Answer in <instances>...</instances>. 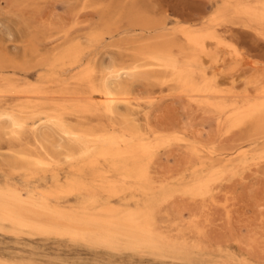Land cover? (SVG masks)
Listing matches in <instances>:
<instances>
[{"label":"bare ground","instance_id":"bare-ground-1","mask_svg":"<svg viewBox=\"0 0 264 264\" xmlns=\"http://www.w3.org/2000/svg\"><path fill=\"white\" fill-rule=\"evenodd\" d=\"M70 1L72 2V0ZM104 1L106 2V0ZM115 1L116 5L113 2L115 6L120 5L118 4V0ZM83 2L79 3L82 4ZM101 2H97L96 4ZM84 4L86 3H83V6ZM131 5L132 6L127 13L122 11L120 8L121 6H117L111 16V12L107 13L106 16H110V20L115 21L110 23L106 22L104 27L96 28L89 34L84 35V39L82 37L81 39H78L77 37V39H72L73 37L71 35H69L70 38L68 36L64 38L62 37V34H59L62 37L61 40L59 38V41L61 42H56L55 45L52 43V47L46 48L42 45V41L45 42L50 39L55 40V38L53 37V34H50L52 35L50 36L49 33H47L49 35L47 36L44 31L40 30L42 32L41 36L40 34L35 35L31 37V39L24 38L25 40H28L27 42L24 39L22 40L23 42H18L19 44L21 43V46L26 44L25 48L24 46L22 47L25 51H23V55H21V60H15L13 55L10 56L8 54L9 51L7 53L3 52V50L0 51V142L15 141L16 145V140L25 141L23 146L17 145L22 148H14L11 150V153L2 156V162L0 161V163H2V168H7L5 171L7 175L6 179L16 173H26L28 176L33 177L37 171L38 173L40 172V168L52 165L55 166L53 168L54 171H57L60 168L57 166L65 161L73 164L71 170L68 172L66 181L61 182L57 180L56 183L58 188L54 190L45 192L29 190L27 191V195H24L20 186L19 188L18 186L9 183H5L4 185L0 184L1 232H8L17 235L26 229L43 235L53 234L60 237H69L86 242L92 247H101L119 252L151 251L158 255L168 253L182 254L187 251L188 246L186 244H180L168 240L164 237L163 233L158 230L160 227H157V211H160L161 207L159 204L163 200H148V195L151 192H154L156 188L153 184L158 183L156 182L152 184L149 181L148 169L145 165L148 162H144L153 148L152 144H150V142L148 143V141L143 138V131L141 132L139 128L140 125L137 126V122H134L133 119H135V116L134 118H130L128 115L130 112L127 115L126 112H123L126 116H122L123 118L120 123H116L117 121L115 119L119 116V110L121 111L118 104H124L125 102L127 104L130 103L131 100V98L127 97L131 95L129 94V89L131 87L128 89L125 79L128 76L139 73L140 71L147 70L148 74L161 73L160 75H156L158 81L159 83L160 81L165 83L168 88L179 87L187 94H193L192 96H195V94L197 96L203 95V97H209V95L213 96L215 92L212 87L215 86L211 85L212 81L200 83L199 80L201 79L199 78L203 79L205 76V71L202 70V64L204 65V68H207L208 70V67H205V64L201 60V55L204 53L208 56L214 57L217 48L214 50L211 49L210 43L216 42L213 46L215 44L218 46L223 41L222 36L218 34L215 26L221 22H230L235 25L237 22L236 19L243 15L248 19H245V22L247 20L249 23L246 24V22L244 28L245 26L247 28L249 27L251 28V31H253L252 29H255L253 26L264 29V0L246 4H243L241 0H226L224 6L219 8L211 19V25L199 27L184 24L175 29H169L166 21L156 19L152 17L150 13L142 11L139 7L135 6V2L134 4L131 3ZM125 15L127 16L126 19H128V22L125 20L128 24H126V26L128 27H125V25L123 27V25L120 26L117 24L116 19L118 18L120 21ZM241 18L243 19L244 17ZM15 27L17 28V26ZM121 27L134 33L132 34L133 36H137L141 33L148 34V42L145 43H138L136 37L134 38L137 40L133 41V36H131L132 42L128 41L130 38L125 41L127 42V46L130 43V49L128 51H130L129 54H131L133 60L129 63H116L114 59H112L111 63L108 61L109 65H106L107 63H104V61L102 63L100 62L101 64H96L92 61L87 62L86 57H89L87 54L90 52H87V48L100 43L107 34L110 35V37H113L114 33L123 29ZM6 28H8V25ZM1 29L2 28H0V31ZM12 29L13 28H11V30ZM8 30H10V27ZM11 32H13V30L9 33ZM257 33L258 32L256 31V34ZM57 34L54 36H59ZM125 35V38L127 39L131 34L127 33ZM259 35L260 34H258V36ZM122 36H124V34ZM6 37H8V35ZM119 37H116V39H118L117 42L119 43L120 41V44L122 45L123 43ZM144 38H146V36ZM110 39L115 40V38H109L107 41L111 42ZM123 39L124 37H122V40ZM9 40L12 41V39ZM117 42H115L116 46L118 45ZM125 42L124 46L119 44L120 54L122 53L121 47L122 49L123 47H126ZM106 43L102 44V46H106ZM113 43L110 45H113ZM19 44L15 43V46L17 45L18 47ZM1 45L2 49L5 50L2 43ZM213 46L211 45V47ZM4 47H6V45ZM103 47L100 46L102 50H105ZM95 49L98 48L95 47ZM95 49L93 47L92 50L96 52ZM117 49L118 48H116V50ZM123 50L127 51V48ZM94 51L91 53L95 54ZM237 52L238 50L234 53ZM106 54L107 53L105 52L104 55ZM121 55L123 56V53ZM103 56H101V58ZM110 59L111 57H109V60ZM203 61L206 63L208 59ZM36 69H38L39 73L38 81H31L30 78V80L24 81V78L20 79L11 76L10 78H6L3 76L6 71H13L14 74L22 73L27 75L32 74L31 71ZM74 71H78V73L73 76L70 75L71 77L69 78L66 77V75H69V73H73ZM261 73L264 74L262 71ZM15 76L17 77V75ZM213 78L214 77H212V79ZM262 80H260V82L259 79L257 80L258 83L256 88L260 86L258 84L261 83ZM132 90L134 91V89ZM247 92L246 94L249 93ZM190 96L191 95H188V97ZM219 96L223 97L224 95ZM230 96L237 97L235 95H225V97L229 98ZM240 96L244 97L243 95H239L238 98H240V100ZM245 96L246 97H244L245 99L242 102L239 101V103H233L234 105L232 104L229 106L226 105V102L225 104H214L218 101L217 99L214 103L208 99L204 104L207 102V105H212L211 107L213 109L211 110H214V107H216L215 110L218 109L217 111L220 110L219 112L229 111L227 118L232 122L230 127L232 125L250 127L254 136L264 138V89L261 90L256 97ZM99 97H101V101L99 100ZM97 99L100 102H98ZM221 100H223V98H221ZM234 100L235 102H238L237 98ZM135 102L137 103V100ZM139 103H137V105ZM204 104L202 102V104L199 105L202 107ZM204 106H206V104ZM127 107L131 109L129 104ZM142 107L144 109V106ZM135 114L137 113L135 112ZM219 114L220 113H218V115ZM104 119H109L110 123H104ZM220 121L222 120L220 119ZM93 122H96V124L92 125ZM222 123L227 124L225 122ZM227 125L225 128L228 127ZM144 129L146 130V127ZM230 129H232V127ZM158 135L159 134H157V136ZM191 142H193V140ZM208 153L211 154L210 152ZM228 157L232 156L228 154ZM192 158L193 157L191 156V159ZM152 167L153 166L150 165L151 169ZM251 170L253 171V169ZM64 173L66 172H63V174ZM220 173L221 172L218 170L214 171L210 178L194 182L192 186H188L185 189V192L190 194L192 198L205 197L209 192L210 184ZM47 175H50V173ZM57 175L58 173L55 172L53 179H57ZM172 175L175 174L173 173ZM26 177L24 178L26 179ZM21 181L20 177V183ZM47 181L49 180L47 179ZM50 184H48V186ZM137 194H142L144 197L140 200L138 199L139 196L137 197ZM64 195L84 196L85 199H83V205L85 210L80 211L82 208L81 205L79 211L71 214L70 212L62 211L57 207H54L52 200L54 198L59 199L58 197ZM128 195H133V197L128 199ZM175 195L173 196L176 197ZM112 198L121 200V203L116 204ZM198 200L196 198L197 202ZM205 200H207V198ZM124 202H134V205L126 204V206H124L122 205ZM218 202L220 204L221 201ZM71 206H73V204ZM229 206L230 204L228 207ZM157 207H159V210ZM224 210L225 209H223V211ZM160 215L162 214L160 213ZM161 224H163V222H161ZM188 243L192 244V242ZM197 244L199 243L197 242ZM191 248L193 249L194 247ZM226 260L225 262L230 261L229 259ZM247 261L249 262L250 260ZM0 264L16 263L0 260Z\"/></svg>","mask_w":264,"mask_h":264},{"label":"rangeland","instance_id":"rangeland-1","mask_svg":"<svg viewBox=\"0 0 264 264\" xmlns=\"http://www.w3.org/2000/svg\"><path fill=\"white\" fill-rule=\"evenodd\" d=\"M92 1L77 0L76 2V0H72L71 2L70 0H0V28H2L0 31V38L2 40H0L3 44V48H5V50L2 49V45L0 43V51L3 50V52L6 53L9 51L8 54L10 56L13 55L15 60H21V55H23V51H25L22 47L24 46L25 48L26 44L21 46V43L19 44L18 42H21L24 38L31 39V37L35 35L40 34L41 36V31H44L47 36L53 34V37L56 40H51L49 38V41H42V45L46 48L52 47V43L55 45L56 42H61L59 41V38L60 40L62 37L65 38L66 36L70 38L69 35L73 37H71L72 39H81V37H85L84 35L89 34L96 28L104 27L106 22L110 23L115 21H111L110 16L114 13L117 6H121L120 8L122 11L127 13L132 6L131 3L134 4V2L136 4L135 6L139 7L142 11L150 13L152 17L166 21L169 29H175L184 24L199 27L209 26L211 25V19L214 17L217 10L223 7L226 3V0H130V2L132 1L131 3L129 0H118L119 3H117L120 5L115 6V0H106V2L104 0H101L102 2L99 0ZM259 1L263 0H241L243 4ZM79 2L86 4L83 6V3L81 4ZM97 2L104 4H96ZM109 12H111L110 16H106ZM124 17L123 19H121V17L120 21L117 18V24L120 26L123 25V27L124 25L125 27H128L126 26L128 22V19H126L127 16L125 15ZM241 17L244 18L242 19ZM245 19L247 18L242 15L236 19L237 22L235 25L230 22H221L215 26V29L217 28L216 31L220 36H222L223 41L218 45L219 47L217 44L213 46L216 42L210 43L213 46L211 47L210 45L211 49L214 50L217 48V50H215L214 57L208 56L204 53L201 55L202 58H204H201V60L205 64V67H208V70L207 68H204V65L202 64L203 69H201L205 71V76L203 79L199 78L201 79L199 82L203 83L205 81H212L211 85L215 86L212 87L215 92L213 95L214 97L211 95H209V97H203V95L197 96L196 94L195 96H192L193 94H187L179 87L168 88L165 83L162 81L159 83L158 81V77L156 75H160L161 73L148 74L147 70H143L139 73L126 77L125 83L127 84L128 89L131 87L129 89V94L133 96H127L128 98H131L130 103L126 104V102H123L124 104H118L121 111L119 110V116L115 119L117 121L116 123H120L121 119L130 112L128 115L130 118H134L135 116V119L133 120L134 122H137V126L140 125L139 128L141 132L143 131L142 134H144L142 135L143 138L148 141V143L150 142L153 146L152 150H155H151L152 152L150 151L148 157L146 158L147 161L145 160L144 162H148L145 165L148 169L149 181L152 184L158 182L153 184L156 188L154 192H151L152 194L150 193L148 195V200H163L159 204L161 212L157 211V227H160L158 230L163 233L164 237L168 240L180 244H186L188 246L186 252L182 254L168 253L158 255L152 253L151 251L119 252L101 247H92L86 242L69 237H60L53 234L43 235L25 229L23 232H20L21 234L18 233L19 235L0 231V260L16 264H254V262L255 264H264V138L254 136L250 127L232 125V129H230L232 122H230L227 118L229 111L219 112L220 110H215L216 107L214 106V110H211L213 109L211 107L212 105H207V102L205 103L206 106H204V102L208 99L213 103L217 99L218 101L214 104H225L226 102V105L229 106L233 103H239V101L242 102L245 99L244 97H246L245 95L256 97V95L264 89V84H262L264 83V74L261 73V71L264 73V29L259 27L258 29L256 26H253L257 29H252L253 31H251V28L249 27V29L246 26L244 28V25L248 20L247 19L245 22ZM246 24L249 23L247 22ZM7 25L8 28H6ZM15 26H17V28ZM9 27L10 30H8ZM11 28H13V32L9 33L12 31ZM17 31L22 32L20 33ZM256 31L258 32L257 34ZM47 33H49V35ZM127 33L131 35H129L126 39L125 34ZM55 34H62V37L59 35L56 36V38L54 36ZM123 34L124 36H122ZM132 34L134 33H131L127 29L123 28L114 33L113 37H110L108 34L105 35L104 39L100 43L87 48V52L90 51L87 54L89 56V60L86 57L87 62L92 61L96 64H101L104 61V63H107L106 65H109V62L111 63L112 59H114L116 63L131 62L133 58L131 57V54H129L130 51H128L130 49V43L128 42L129 44L127 46V42L125 41L130 38L128 41L132 42ZM258 34L260 35L258 36ZM7 35L8 37H6ZM115 36L121 37H119V39L122 41L123 46L125 42L126 47H123V49L127 48L128 52L126 50L124 51L121 47L123 56L121 55L122 53H119L121 42L119 41L118 43V39H116ZM145 36L146 38H144ZM122 37H124L123 40ZM134 37L138 39V43L148 42V34L141 33L137 36H133V41H136L137 39ZM8 38L12 39V41ZM109 38H115V40L112 39V41L110 39L111 42L107 41ZM25 41L27 42L28 40ZM102 42L108 43H106V46L103 47L102 44L104 43ZM115 42L120 45L116 46ZM15 43L19 44L18 47L17 45L15 46ZM112 43L113 45H110ZM5 45L6 47H4ZM100 46L105 50H102ZM93 47L94 49L95 47L98 48L95 49L96 52L92 50ZM116 48L118 49L116 50ZM234 50H238L237 53L239 55L234 53L236 52ZM93 51L95 54L91 53ZM105 52L107 53L106 55H104ZM89 54L93 55L90 56ZM101 56H103V59ZM109 57H111L110 60ZM207 59L208 61H206ZM203 60H205L207 64ZM31 73L32 74L26 75L22 73L14 74L13 71H6L3 76L6 78H10V76L20 79L24 78V81L30 79L31 81H38V69L31 71ZM77 73L78 71H74L73 73L71 72L69 75H66V77L69 78L71 77L70 75L73 76ZM15 75H17V77ZM212 77L214 78L212 79ZM258 79L259 82L260 80H263L258 84L260 86L256 88ZM132 89H134V91ZM179 90H183L181 91L183 93ZM246 92L252 95H248ZM188 95L191 96L188 97ZM219 95L224 96L220 97ZM225 95H235L237 97L230 96L229 98L225 97ZM239 95H243L244 97L240 96V100V98H238ZM100 98L101 97H99V100L101 101ZM133 98L137 100V103H140L137 105L135 102L136 100ZM221 98H223V100H221ZM232 98H237L238 102H235ZM99 100L97 99L98 102H100ZM202 102L204 105L201 107L199 104H202ZM128 104L131 109L127 107ZM142 106H144V109ZM123 112H126V115L123 114ZM135 112L137 114H135ZM218 113L220 114L218 115ZM220 119L222 121H220ZM222 122L229 124L227 125ZM104 123H110L109 119H104ZM95 124L96 122L92 123V125ZM226 125L228 127L225 128ZM145 127L146 130L144 129ZM157 134L159 135L157 136ZM192 140L193 142H191ZM12 142L13 141L0 142L3 144H0L1 162L4 154L11 153V150L14 148L20 149L22 148L20 146L25 144V141L21 140H16V145L15 141L13 143ZM17 145L20 146L18 147ZM228 154L232 157H228ZM191 156L195 162L191 159ZM70 164V162H63L61 165L57 166L60 167L57 170L58 172L54 171L53 168L55 166L52 165L46 166V169L44 167L40 168V172L38 173L37 171L34 174L37 175H33V177L28 176L26 173H16L6 179L7 175L5 171L7 168H2V163H0V184L4 185L5 183H9L14 186H20L24 195H27V191L29 190H36L38 192L54 190L58 188L56 183L57 180L61 182L66 181L68 172L71 170L73 165ZM150 165L153 166V170L150 168ZM251 169H253V171ZM217 170L221 173L217 175L214 181H212L209 192L205 197L192 198L190 194L185 192V189L188 186H192L194 182L198 180L210 178L212 173ZM55 172L58 173L57 179H53ZM63 172H66L64 173L65 176ZM49 173L50 175H47ZM173 173L175 175H172ZM20 177L22 180L21 183ZM24 177H26L27 180ZM47 179L49 181H47ZM172 181L178 187H176ZM48 184L50 185L48 186ZM132 197L133 195L127 196L128 199H131ZM137 197L141 200L144 195L137 194ZM58 198L59 199L54 198L52 200V204L54 207H57L62 211L70 212L72 214L79 211L81 205L82 208L80 211L85 210L83 205V199H85L84 196L64 195ZM196 198L197 200L199 198L198 202L196 201ZM206 198L207 200H205ZM112 199L116 204L121 203V200H118L117 198ZM218 201H221L220 204ZM70 204H73V206ZM126 204L134 205V202L122 203L124 206H126ZM229 204V207L231 208L228 207ZM157 208L159 210V207ZM222 208L225 210L223 211ZM159 212L162 215H160ZM161 222H163V224H161ZM187 241L192 242V244ZM197 242L199 244H197ZM191 247H194L195 249H192ZM227 258L231 261H229L230 263L227 261ZM225 260L227 262H225ZM247 260L250 261L248 262Z\"/></svg>","mask_w":264,"mask_h":264}]
</instances>
